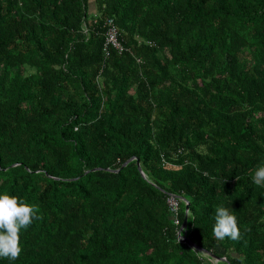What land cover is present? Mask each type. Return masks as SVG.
<instances>
[{
  "label": "trees",
  "instance_id": "1",
  "mask_svg": "<svg viewBox=\"0 0 264 264\" xmlns=\"http://www.w3.org/2000/svg\"><path fill=\"white\" fill-rule=\"evenodd\" d=\"M262 161L264 0H0V192L37 212L0 264H264Z\"/></svg>",
  "mask_w": 264,
  "mask_h": 264
},
{
  "label": "clouds",
  "instance_id": "2",
  "mask_svg": "<svg viewBox=\"0 0 264 264\" xmlns=\"http://www.w3.org/2000/svg\"><path fill=\"white\" fill-rule=\"evenodd\" d=\"M251 179L264 187V161L253 169ZM36 216L35 205L8 192H0V258L14 260L21 255V232L33 223ZM212 232L219 239H236L239 236L236 212L223 204L218 205Z\"/></svg>",
  "mask_w": 264,
  "mask_h": 264
},
{
  "label": "built area",
  "instance_id": "3",
  "mask_svg": "<svg viewBox=\"0 0 264 264\" xmlns=\"http://www.w3.org/2000/svg\"><path fill=\"white\" fill-rule=\"evenodd\" d=\"M105 25L107 26L106 41H105L107 55L109 54L108 49L110 48L117 50L119 53L124 52L126 48L123 45V43L120 41L118 27L114 24L113 19H107L105 21ZM167 203L171 211H173L177 215L175 218V223L178 225L180 222L179 221L180 219L178 218V212L180 209V199L177 196L171 195L168 197ZM179 235H181L180 231H179Z\"/></svg>",
  "mask_w": 264,
  "mask_h": 264
},
{
  "label": "water",
  "instance_id": "4",
  "mask_svg": "<svg viewBox=\"0 0 264 264\" xmlns=\"http://www.w3.org/2000/svg\"><path fill=\"white\" fill-rule=\"evenodd\" d=\"M133 159H135V158L133 157V158H131L129 161H131V160H133ZM129 161H127L126 163H124L123 166H125ZM137 164H138V168H139V170L142 171V169H141V167H140L139 160H137ZM98 169H100V168H98ZM94 170H95V169H94ZM180 198H181L183 201H185L184 198H182V197H180ZM185 211H186V214H185V218H184L183 224H182L181 229H180V234H181V231L184 230V229L187 227L188 211H189V202H187V204H186V206H185ZM191 245H193V247H195V248H197V249L203 251L202 248L196 246L195 244H192V243H191ZM209 254H210L212 257L216 258L217 261H219V260H226L225 258H219V257L215 256V255L212 254V253H209Z\"/></svg>",
  "mask_w": 264,
  "mask_h": 264
}]
</instances>
